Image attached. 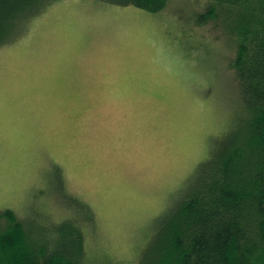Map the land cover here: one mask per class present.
Returning a JSON list of instances; mask_svg holds the SVG:
<instances>
[{"label":"rangeland","instance_id":"obj_1","mask_svg":"<svg viewBox=\"0 0 264 264\" xmlns=\"http://www.w3.org/2000/svg\"><path fill=\"white\" fill-rule=\"evenodd\" d=\"M206 4L59 0L0 49V209L52 242L82 199L104 260H134L232 121L236 47L220 19L202 20Z\"/></svg>","mask_w":264,"mask_h":264},{"label":"trees","instance_id":"obj_2","mask_svg":"<svg viewBox=\"0 0 264 264\" xmlns=\"http://www.w3.org/2000/svg\"><path fill=\"white\" fill-rule=\"evenodd\" d=\"M58 1L0 0V49L24 39ZM95 1L149 13L171 2ZM205 8L202 20L220 19V37L236 47L235 86L224 83L229 99L236 96L232 121L211 140L182 193L150 223L136 258L104 260L103 248L92 245L103 236L99 218L86 201L71 199L52 242L31 236L13 209H0V264H264V0H208Z\"/></svg>","mask_w":264,"mask_h":264}]
</instances>
